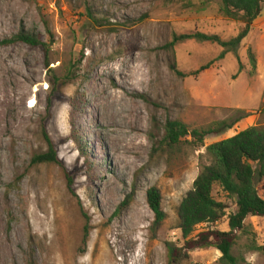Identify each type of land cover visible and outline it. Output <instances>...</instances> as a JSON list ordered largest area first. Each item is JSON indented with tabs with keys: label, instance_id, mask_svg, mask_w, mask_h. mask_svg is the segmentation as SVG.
<instances>
[{
	"label": "rangeland",
	"instance_id": "374dc122",
	"mask_svg": "<svg viewBox=\"0 0 264 264\" xmlns=\"http://www.w3.org/2000/svg\"><path fill=\"white\" fill-rule=\"evenodd\" d=\"M220 6L0 0V42L21 29L41 40L0 44V264H220L214 247L182 249L175 261L168 250L184 246L178 208L212 162L206 146L264 127V3L237 50L199 73L219 45L188 39L169 46L175 34L236 36L243 24ZM227 118L238 121L204 146L165 139L168 120L199 128ZM119 139L130 144L123 155L114 148ZM51 146L56 159L37 162ZM151 188L162 196L160 225ZM258 190L264 197V178ZM214 196L227 216L196 232L229 229L235 200L218 189ZM245 223L233 252L264 264V216Z\"/></svg>",
	"mask_w": 264,
	"mask_h": 264
},
{
	"label": "trees",
	"instance_id": "16d2710c",
	"mask_svg": "<svg viewBox=\"0 0 264 264\" xmlns=\"http://www.w3.org/2000/svg\"><path fill=\"white\" fill-rule=\"evenodd\" d=\"M186 1L191 3L192 0ZM263 3L264 0H221L222 15L243 24L236 36L224 39L218 34L199 31L175 34L169 46L173 48L176 43L188 39L219 45L222 48L219 55L195 71L199 73L209 68L215 61L223 59L229 52L237 50L260 15ZM15 41L31 45L41 44V40L33 32L24 29H21L13 38L1 42L6 44ZM249 54L254 61L251 50ZM171 67L179 75H185L178 69L176 61ZM261 110L264 111V106ZM239 111L248 113L246 110ZM236 121L238 120L227 118L216 120L207 126L191 128L179 119L168 120L165 139L172 146L177 145L182 138L188 137L196 146H204L208 137L218 136L231 129ZM50 148L47 154L39 155L36 161H54L55 151L52 146ZM206 150L212 162L202 167L193 182L192 189L183 197L178 208V228L181 230L184 246L180 249L170 244L169 259L175 261L182 249L214 247L221 253L220 264H252L243 255H236L233 249L239 239L238 233L248 232L246 218L264 216V197L258 190V182L264 178V127L251 125L230 137L207 145ZM215 189L235 200L236 210L228 215L229 229L223 231L206 228L196 232L197 226L214 224L227 216L228 206L225 202L215 198ZM161 197L156 188H151L147 192L149 206L155 215V225L162 224L166 217ZM252 248L258 249L256 246Z\"/></svg>",
	"mask_w": 264,
	"mask_h": 264
},
{
	"label": "bare ground",
	"instance_id": "6f19581e",
	"mask_svg": "<svg viewBox=\"0 0 264 264\" xmlns=\"http://www.w3.org/2000/svg\"><path fill=\"white\" fill-rule=\"evenodd\" d=\"M109 94V93H108ZM110 95V94H109ZM22 96H23V94L20 92V94H19V97H18V102L19 103H21V100H22ZM114 100V99H113ZM114 103V102H113ZM110 104H112V103H110ZM111 108V107H110ZM117 112V111H116ZM115 113V112H114ZM110 114H112V113H110ZM114 116V115H113ZM116 116V115H115ZM113 118V117H112ZM117 120V119H116ZM113 127V126H112ZM126 129V128H125ZM118 136V135H117ZM121 138V137H120ZM129 139V138H128ZM117 140V139H116ZM115 140V141H116ZM114 141V142H115ZM130 141V140H129ZM118 142H120L121 143V145H120V143L119 144H117L116 142H115V144H114V148H115V150L118 148L120 151H119V154H124L128 149H129V146L128 145H130V144H127V142H125V141H122V140H118ZM132 143V142H131ZM134 143V142H133ZM116 146V147H115ZM112 147V146H111ZM132 147H134V146H132ZM131 148V147H130ZM135 148H137V146L135 147ZM112 149V148H111ZM134 149V148H133ZM116 151H118V150H116ZM130 152V151H129ZM115 154V153H114ZM8 246V245H7ZM3 248H5V246H3ZM7 248V247H6ZM9 248V247H8ZM7 248V249H8ZM6 249V250H7ZM3 250V249H2ZM8 252V251H7ZM4 253V252H3Z\"/></svg>",
	"mask_w": 264,
	"mask_h": 264
}]
</instances>
